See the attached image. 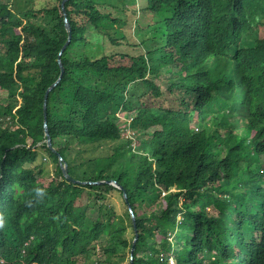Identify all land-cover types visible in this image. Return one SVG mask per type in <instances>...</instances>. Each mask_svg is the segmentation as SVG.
<instances>
[{
	"label": "trees",
	"instance_id": "1",
	"mask_svg": "<svg viewBox=\"0 0 264 264\" xmlns=\"http://www.w3.org/2000/svg\"><path fill=\"white\" fill-rule=\"evenodd\" d=\"M63 1L0 0V264H264V0L66 1L52 144L124 190L45 142Z\"/></svg>",
	"mask_w": 264,
	"mask_h": 264
},
{
	"label": "water",
	"instance_id": "2",
	"mask_svg": "<svg viewBox=\"0 0 264 264\" xmlns=\"http://www.w3.org/2000/svg\"><path fill=\"white\" fill-rule=\"evenodd\" d=\"M66 1L67 0H64L63 1V10H64V14H65V17H66V27H67V30H68V33H69V39H68V42L67 44L64 46L61 54H60V58H59V62H60V65H61V69H62V73H61V76L59 77V79L53 83L46 91V94H45V97H44V105H43V114H44V136H45V142L47 144V146L55 153H57L59 156H60V165H61V168H62V171L64 173V177H65V180L71 184H81V185H102V184H111L113 185L114 187L116 188H119L121 190H124V188L119 185V183L117 181H101V182H81V181H78L75 179V177H73L70 173H69V169H68V165L67 163L64 161L63 157L61 156L60 152H58V150L55 148V146H53L52 144V137H51V134L49 132V129H48V124H47V100H48V95L50 93V91L55 88L61 81H62V78H63V75L65 73V65L61 59V56L64 54V52L67 50L68 46H69V43H70V40H71V36H72V30H71V26H70V22L68 20V14H67V11H66V8H65V4H66ZM124 197L126 199V194L124 192ZM129 209H131V207L129 206ZM132 212V211H131ZM132 222H133V226L135 228V239L133 240V244H132V248H131V254H133L134 250H135V247H136V241H137V232H136V223H135V217H134V214L132 213ZM131 264H133V262H131Z\"/></svg>",
	"mask_w": 264,
	"mask_h": 264
},
{
	"label": "rangeland",
	"instance_id": "3",
	"mask_svg": "<svg viewBox=\"0 0 264 264\" xmlns=\"http://www.w3.org/2000/svg\"><path fill=\"white\" fill-rule=\"evenodd\" d=\"M122 61V60H121ZM124 62H126V63H129V60L128 59H125V60H123ZM122 123H121V126H122V128L123 129H126L127 128V120H122L121 121ZM235 126H237V127H239L238 126V124H235ZM133 134L130 132V131H126L125 132V137L128 139H130V138H132L131 136H132ZM76 148L78 149L79 147L78 146H76ZM105 147H103V146H97V147H95L94 145H88V148H87V150L86 151H82V154L80 155V157L81 158H83V157H90V158H92V159H95V158H97V157H101V156H103L104 154H105V152H104V149ZM82 149V148H81ZM56 170V167L55 166H53V164L52 163H47V171H49L48 172V174L50 175V174H53L52 172L53 171H55ZM109 197V199H110V202H113L116 206H117V210L119 211V214H120V217H119V219H118V221H117V224L119 225V227L120 228H122V227H129L130 226V221H129V219H128V217H127V215L125 214V206H124V202H123V199H122V197L120 196V195H117V194H111V195H109L108 196ZM123 264H127V261L126 262H124Z\"/></svg>",
	"mask_w": 264,
	"mask_h": 264
}]
</instances>
